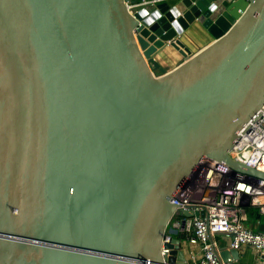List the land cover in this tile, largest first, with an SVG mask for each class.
Here are the masks:
<instances>
[{"label": "water", "instance_id": "1", "mask_svg": "<svg viewBox=\"0 0 264 264\" xmlns=\"http://www.w3.org/2000/svg\"><path fill=\"white\" fill-rule=\"evenodd\" d=\"M147 1L0 0V264H186L161 239L200 160L264 180L228 156L264 108V0Z\"/></svg>", "mask_w": 264, "mask_h": 264}, {"label": "built area", "instance_id": "2", "mask_svg": "<svg viewBox=\"0 0 264 264\" xmlns=\"http://www.w3.org/2000/svg\"><path fill=\"white\" fill-rule=\"evenodd\" d=\"M161 1L150 0L127 7L132 14L135 7H154ZM228 156L264 174V108L237 132V141ZM171 204L175 211L160 247L164 261L171 252L167 246L178 239L186 264H233L231 259L224 263L214 255L212 248L216 243L209 242V232L214 240L218 234L231 236V250L241 253L244 248H250L256 254L254 264H264V230L254 231L244 224L246 207L256 208L264 216V180L203 158L175 192ZM183 212H188L190 217H185Z\"/></svg>", "mask_w": 264, "mask_h": 264}, {"label": "crops", "instance_id": "3", "mask_svg": "<svg viewBox=\"0 0 264 264\" xmlns=\"http://www.w3.org/2000/svg\"><path fill=\"white\" fill-rule=\"evenodd\" d=\"M186 38V45L188 46L192 54H196L214 41L205 32L191 33L188 34ZM157 60L167 72L173 70L182 61L181 57L172 49L167 51L166 57L159 56L157 57ZM248 223L249 228L254 231H259L264 225V221L262 220L261 216L260 219L254 220L253 217H251V219L248 220ZM258 224H260L261 226H258ZM215 243L217 248L224 247V242L219 237L215 238ZM239 255L240 260L238 262H234L233 264H254L256 260V254L250 248H244L243 251L239 253Z\"/></svg>", "mask_w": 264, "mask_h": 264}, {"label": "trees", "instance_id": "4", "mask_svg": "<svg viewBox=\"0 0 264 264\" xmlns=\"http://www.w3.org/2000/svg\"><path fill=\"white\" fill-rule=\"evenodd\" d=\"M246 211V219L244 221L245 226L249 227V223L248 220L251 219V217H253L254 219H260V215L257 212L256 208H252V207H246L245 209Z\"/></svg>", "mask_w": 264, "mask_h": 264}, {"label": "rangeland", "instance_id": "5", "mask_svg": "<svg viewBox=\"0 0 264 264\" xmlns=\"http://www.w3.org/2000/svg\"><path fill=\"white\" fill-rule=\"evenodd\" d=\"M262 220L264 221V216H261ZM248 263V262H247Z\"/></svg>", "mask_w": 264, "mask_h": 264}]
</instances>
